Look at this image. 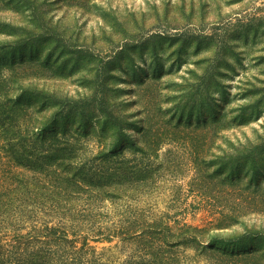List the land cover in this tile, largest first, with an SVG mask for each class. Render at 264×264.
<instances>
[{"label":"rangeland","instance_id":"obj_1","mask_svg":"<svg viewBox=\"0 0 264 264\" xmlns=\"http://www.w3.org/2000/svg\"><path fill=\"white\" fill-rule=\"evenodd\" d=\"M29 2L44 18L37 85L95 117L129 116L123 156L146 178L122 199L97 200L86 218L210 228L204 241L264 233V0H0V30L30 21ZM147 115L163 132L150 156L133 153ZM100 149L83 140L81 159ZM231 214L236 222L215 227ZM87 224L69 238L87 228L86 248L106 263L141 259L135 241H96ZM177 254L182 264H207L192 250Z\"/></svg>","mask_w":264,"mask_h":264},{"label":"trees","instance_id":"obj_2","mask_svg":"<svg viewBox=\"0 0 264 264\" xmlns=\"http://www.w3.org/2000/svg\"><path fill=\"white\" fill-rule=\"evenodd\" d=\"M26 5L30 21L20 26L5 23L0 30L12 38L0 42V264H109L86 248L87 228L86 235L69 238L89 221L96 241L133 240L140 245L141 259L122 264H182L179 249L194 251L207 264H264V233L256 230L204 241L210 228H175L142 218L110 220L108 227L93 221L94 213L86 218L87 211L101 208L95 206L97 200L122 199L137 190L140 181L146 183L137 176L135 160L123 156L129 116L96 110L95 117L39 88L44 18L36 2ZM150 105L145 102L148 113ZM92 118L103 121L96 127ZM151 118L142 120L134 154H153L163 134L151 126ZM202 133L206 139L208 133ZM90 138L101 149L81 159L79 147ZM236 215H224L215 227L231 226Z\"/></svg>","mask_w":264,"mask_h":264}]
</instances>
